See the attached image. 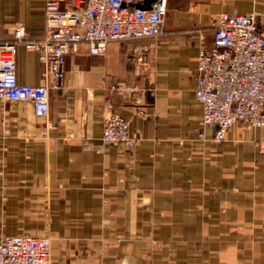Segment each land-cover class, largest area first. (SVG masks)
I'll return each mask as SVG.
<instances>
[{
	"label": "crops",
	"instance_id": "0c3cea01",
	"mask_svg": "<svg viewBox=\"0 0 264 264\" xmlns=\"http://www.w3.org/2000/svg\"><path fill=\"white\" fill-rule=\"evenodd\" d=\"M43 5L0 0V42L16 23L41 37ZM221 11H256L264 30V0H168L161 38L68 53L46 117L0 101V235L48 236L51 264H264V126L198 137L197 55ZM15 62L37 84L36 54L18 45ZM105 100L130 120L132 154L102 142Z\"/></svg>",
	"mask_w": 264,
	"mask_h": 264
},
{
	"label": "built area",
	"instance_id": "2783aa9c",
	"mask_svg": "<svg viewBox=\"0 0 264 264\" xmlns=\"http://www.w3.org/2000/svg\"><path fill=\"white\" fill-rule=\"evenodd\" d=\"M143 1L44 0L41 37H33L16 23L12 40L0 42V101H28L36 116L46 117L50 89L61 85L65 57L79 45L84 44L91 55H104L109 41L161 38L168 0H152L147 8L135 6ZM259 21L256 11H221L211 24L212 44L199 48L194 94L202 105L201 140L210 126L216 142L225 139L233 123L264 126V30ZM18 45L34 52L42 65L37 84L17 82ZM136 113L148 116L144 107ZM101 118L102 142L121 144L132 154L138 139L129 132L130 120L116 112L109 100L103 103ZM255 147L264 153V139L256 140ZM0 264H51L50 238L0 235Z\"/></svg>",
	"mask_w": 264,
	"mask_h": 264
},
{
	"label": "water",
	"instance_id": "95a60500",
	"mask_svg": "<svg viewBox=\"0 0 264 264\" xmlns=\"http://www.w3.org/2000/svg\"><path fill=\"white\" fill-rule=\"evenodd\" d=\"M152 0H144L142 3H136L135 6L140 8H147Z\"/></svg>",
	"mask_w": 264,
	"mask_h": 264
}]
</instances>
